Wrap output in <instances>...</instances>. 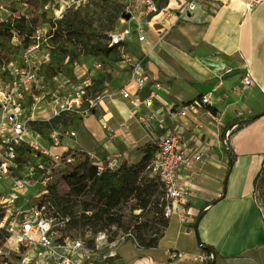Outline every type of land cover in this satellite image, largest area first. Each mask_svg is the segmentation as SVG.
<instances>
[{
  "label": "crops",
  "instance_id": "1",
  "mask_svg": "<svg viewBox=\"0 0 264 264\" xmlns=\"http://www.w3.org/2000/svg\"><path fill=\"white\" fill-rule=\"evenodd\" d=\"M182 23L165 39L164 46L185 67L183 77L145 63L158 43L145 54L147 75L152 73V83L159 81L161 88L153 105L138 110L143 124L129 118L131 108L125 102L111 99V114L114 104L122 114L118 128L128 122L124 126L128 132L122 131L124 137L116 138V130L104 135L100 127L99 131L88 128L92 148L73 147L97 158L116 154L120 163H135L140 152L130 147L129 140L141 131L129 125L144 126L146 117L151 130L158 134L148 136L149 140L172 132L180 135L184 145L207 148L209 157L202 165L180 172V181L190 188L189 202L184 206L183 223L173 213L180 226L185 225L171 240L173 248L160 247L161 255L138 256L129 264H205L189 260V254L177 245V237L192 234V227L200 243L208 248H201L198 242V253L206 250L214 255L206 264H264V214L253 200L252 184L264 157V0H201ZM176 38L183 43L180 49L174 42ZM246 73L252 77L249 85L242 82ZM171 79L191 83L196 97L176 96ZM202 96L207 103L200 102ZM182 105L187 106L185 115L178 113ZM159 118L164 120L162 127ZM98 120L100 125L106 123L101 117ZM231 125L235 128L224 142V131ZM166 249L179 251L182 256L172 260Z\"/></svg>",
  "mask_w": 264,
  "mask_h": 264
},
{
  "label": "built area",
  "instance_id": "2",
  "mask_svg": "<svg viewBox=\"0 0 264 264\" xmlns=\"http://www.w3.org/2000/svg\"><path fill=\"white\" fill-rule=\"evenodd\" d=\"M201 0H185L177 3V17H185L195 9ZM137 14L122 13V24L110 33L109 45H121L126 42L130 33H135L138 41L145 39L146 29L152 28L151 19L160 12L154 0H140ZM129 14L125 17L124 14ZM155 13L150 19L148 15ZM133 21V26L129 22ZM38 38V35L36 36ZM162 40L157 36L152 48ZM38 44H33L25 49L29 53L38 49ZM48 55L44 56V60ZM99 61H96L99 65ZM7 67L14 72L15 64L11 60ZM35 67L24 68L11 84H1L3 88L12 86L15 96L10 97L7 92L0 89V228L5 231L4 243L8 250L23 249L37 253L41 264H105L118 256V248L126 241L137 246L136 239L130 230L116 231L114 225L92 233L88 230L83 235L75 236L68 232V215H60L56 205L50 198L49 188L55 186L56 177L68 171L76 162L75 155H68L70 147L64 141L76 136L72 127L59 125L42 133L31 130L28 121L33 120V113L24 112L27 100L22 95L21 86L31 84L32 91H38L43 86L42 79L37 74ZM55 77L54 79H56ZM148 75L142 57L129 66V82L118 90L122 99L131 104L129 118L142 123L143 117L138 115L141 105L150 106L157 99V91L161 88L160 82L151 83L150 90L142 97L148 82ZM243 85L252 83V77L246 73L242 77ZM34 100L37 96L32 95ZM112 99V95L108 96ZM98 99H101L99 97ZM105 99V96L102 97ZM74 100V99H73ZM72 102V101H71ZM201 103H207V98L202 96ZM91 106L93 101L89 100ZM74 107L81 114H86L88 109H81V102L75 98ZM189 105V104H188ZM34 109L36 102L29 103ZM72 106V105H70ZM76 106V107H75ZM70 107L60 105V111ZM187 106L182 105L178 113L185 115ZM121 124L120 126H123ZM103 129H111L104 122ZM235 125L224 131V142L228 139ZM153 147L148 168L159 181L163 190L164 215L170 217L176 213L179 222L185 221L184 206L189 202V185L180 181V172L193 166L202 165L209 153L202 146L184 145L180 135L169 132L159 138L149 140ZM90 162L94 167L95 175L100 176L105 172L115 171L121 164L118 155L112 154L104 158H97L88 153ZM129 164H134L130 162ZM13 242V243H12ZM13 244L10 245V244ZM34 253V255H36ZM166 254L172 260L182 256L181 252L166 249ZM214 257L213 253L201 251L190 255L188 259L194 263H208ZM1 264H11L4 260Z\"/></svg>",
  "mask_w": 264,
  "mask_h": 264
},
{
  "label": "rangeland",
  "instance_id": "3",
  "mask_svg": "<svg viewBox=\"0 0 264 264\" xmlns=\"http://www.w3.org/2000/svg\"><path fill=\"white\" fill-rule=\"evenodd\" d=\"M170 1L172 5L170 6L171 8H169ZM139 2L140 0H96L92 2H88L87 0H52L43 7L46 18L36 31V35L42 37L50 27V21L63 17L65 19H71L78 28L84 30L87 33L88 41L90 44L95 45L97 43H109V39L107 38L108 35L122 24V13H125L127 11L128 13L137 14L138 9L135 8V5H139ZM178 2L181 3V0H166L165 3L164 0H158V4L161 6L160 12L162 11V13L160 14L159 12L158 14H160V16L156 17L154 22H152L151 30L147 29L145 31V40L138 41L136 34L130 33L127 36L126 42L117 46V50L122 58L121 61L109 63L100 55V62L99 65H97L96 61L99 60L93 57V54L95 53H92L88 48L82 47L81 54H86L87 57L83 61H80L77 57L76 77L73 80L58 76L56 79H54V83L52 86L43 84V86H41V89H39L37 92L31 90L30 83L22 85L21 92L27 100L24 112L28 111L27 113L29 114L30 110V113H33L32 117L34 120H44L57 114L59 112L60 105L65 108L67 106L70 107L68 108V110L72 111L73 113L69 116L68 119H66L65 125L75 129L76 136L72 139L64 141V143L68 146H77L82 149H91L93 143L91 137L88 136V128L98 129L99 131L100 127L103 134L107 135L108 131L101 127L98 120L99 117L105 120L111 130H116V138H118L120 135H122V131L127 130L124 126H127L128 122L127 124L121 126V128H118V125L121 122H119V119L122 117V114L118 111V107L116 106V104H114L111 114L112 100L108 96L112 95L113 100L125 102L128 105V108L132 107L127 100L121 98L118 90L122 88L124 84L129 82V66L141 57L142 59L145 58V54L154 44L158 35L162 36V40L146 56L145 63L149 62L156 68H160L164 70V72H167L168 74L173 76L183 77L185 75V72L182 70L183 68H185L183 67V64L178 61L176 57L171 55V53H169L164 46L165 39L169 38V35L175 34L174 32L178 30L177 27L183 24L182 22L186 17H177L176 12L178 11V9L176 5ZM24 8L25 6L22 3L15 2V0H0V20L5 19L13 11V9H15V11H13L14 14L17 15L19 12H24ZM158 14H156L155 16H157ZM86 22L91 23L94 29L102 31L106 34V36L89 33L86 27ZM128 24L129 26H133L134 22L130 21ZM189 32V34H192L190 30ZM170 38L173 41V37L170 36ZM15 41L17 40L15 39ZM174 42L177 44L179 49L183 45L181 40L178 38H176ZM184 49L187 50L188 48L185 47ZM46 53L47 49L43 47L42 44L38 46V49H35L29 53H26L25 49H22L20 54L12 59L15 64L13 73L18 74L21 69L33 66L35 67V69H37L40 62L44 60V56L46 55ZM151 75L152 73L148 72L149 83L146 84L147 86L142 93V97H144L150 90V86L152 83ZM100 77L104 78L103 90L99 93H97L96 90L86 95L85 86L91 84L95 79H98ZM170 83L173 84L175 88L176 96L184 95L185 98L190 99L196 97L195 89L192 87V84L188 83L184 79H180L179 81L171 79ZM0 89H3L5 92H7L10 97L15 96V90L12 86H9L7 88H3L0 86ZM32 95L37 96L38 100H34ZM103 96H105V99H102ZM99 97H101V99H98ZM75 98H78L79 102L81 103L84 101L87 102V105L84 106V108L88 109L86 114H81L79 111H76V109H72V107L76 105L72 104L74 103ZM89 100L93 101V106H91ZM34 102H36V106L34 109H31L29 103H31L32 106V103ZM142 107L148 108L144 105H141L139 109ZM164 110L166 111L167 107L164 108ZM85 116L87 117L84 118ZM163 122L164 120L162 118L158 119V124L160 127L163 126ZM147 123L148 122L146 120V117L144 126L130 123V129L136 126L141 131V133L138 134L135 139L129 140V142L131 143V148H138L146 141H149L150 136L152 137L158 135L153 130H151L150 124ZM148 128L150 129L148 130ZM113 132H111V134ZM127 132L128 131H126L125 133ZM122 136L124 137V135ZM139 152L140 156L136 161V167H138L139 170L136 183H138V180L142 178L156 179L155 176L151 174L148 168L150 156L146 157L144 155L146 154V150L144 149H139ZM56 180L55 191L57 195H65L68 190L66 184L59 176L56 177ZM91 197L92 193L90 192L85 196L75 198V205L73 207L74 213H80L83 208V203L91 202ZM253 200L260 207L264 214V186L254 189ZM133 203L134 198L132 197V195H128L124 200L121 201V203L117 207V213L122 216V222L124 226L129 220L130 214H139V220H144L146 217L151 216V213L140 212V209L131 210V206L133 205ZM195 218L197 217L195 216ZM184 226L185 225L180 226L176 214L170 215L169 224L167 226L165 236L159 242V244L157 242V249L155 248V250H151L150 252H148L149 255H151L152 257L161 255V248H169V246L170 248H173L171 246L173 245L171 240L175 238L178 228L182 230L184 229ZM191 229L192 234L188 235L182 233L179 237H177V245L182 250V252L194 255L199 252V245L198 237L196 235L194 227H192ZM123 230L124 229L121 227H116V231L118 232ZM84 233L85 231L83 232V234ZM72 234L75 236L81 235L77 230H73ZM12 243L10 245L13 246ZM0 253L3 254L5 259L10 261L11 264H41L40 257L37 256V253H35V251L28 252L20 248L12 249V251H10L8 250L4 242L0 245ZM34 253L36 255H34ZM140 254V249L133 246L130 241H126L118 248V258L116 262L129 264Z\"/></svg>",
  "mask_w": 264,
  "mask_h": 264
},
{
  "label": "trees",
  "instance_id": "4",
  "mask_svg": "<svg viewBox=\"0 0 264 264\" xmlns=\"http://www.w3.org/2000/svg\"><path fill=\"white\" fill-rule=\"evenodd\" d=\"M49 1L52 0H15L25 6L24 12L15 15L13 12L15 9H13L5 19L0 20V85L11 84L16 77L7 64L18 56L22 49L36 43L42 44L47 49L48 55V59L42 61L36 71L42 83L50 86L53 85L55 77L62 76L70 80L76 77L77 57L81 54L82 47L101 55L109 63L122 60L117 50L118 45L90 44L87 33L68 18L62 17L50 21V27L45 34L37 38L36 31L46 18L43 7ZM154 1L160 10L158 0ZM154 14L148 15V19ZM86 27L91 34L106 36L102 31L94 29L89 22H86ZM109 37L110 34L107 38ZM103 81L104 78L100 77L86 85L85 94L88 95L96 90L97 93L101 92ZM85 105L87 102H82L81 109ZM212 111L215 110L212 108ZM72 113L70 110L60 111L48 119H33L27 124L31 130L42 133L50 128L65 125L66 119ZM137 149L146 150L144 154L146 157H151L154 151L149 142H145ZM68 155H75L77 162L62 175V180L68 188L67 192L60 196L57 195L54 185L49 188L50 198L56 205L58 213L69 217L66 227L68 232L72 234L73 230H77L82 235L86 230L96 233L109 229L112 225L121 227L124 229L123 232L130 230L136 239V247L141 250L139 257L149 256L148 252L157 247V242L168 226V217L164 215L163 190L159 181L154 178H142L136 183L139 171L136 167L137 162L128 165L121 164L115 171L96 176L86 151L72 148L69 149ZM252 184L253 189L264 186V157ZM90 192L92 193L91 202H84L80 213H74L75 198L85 196ZM128 195L134 198L131 210L140 209V212L151 213V216L139 220V214H130L124 226L122 216L117 213V207ZM4 240L5 231L0 228V245ZM198 242L201 248L208 249L200 241ZM117 258L118 256L105 264H124L116 262ZM4 260V255L0 253V264Z\"/></svg>",
  "mask_w": 264,
  "mask_h": 264
},
{
  "label": "bare ground",
  "instance_id": "5",
  "mask_svg": "<svg viewBox=\"0 0 264 264\" xmlns=\"http://www.w3.org/2000/svg\"><path fill=\"white\" fill-rule=\"evenodd\" d=\"M86 57H87L86 54H79L78 55V58H79L80 61H83L84 59H86ZM93 57L99 59L100 55L95 53V54H93Z\"/></svg>",
  "mask_w": 264,
  "mask_h": 264
},
{
  "label": "water",
  "instance_id": "6",
  "mask_svg": "<svg viewBox=\"0 0 264 264\" xmlns=\"http://www.w3.org/2000/svg\"><path fill=\"white\" fill-rule=\"evenodd\" d=\"M124 16H125V17H128V16H129V14H128V13H127V14H124ZM198 241H199V239H198Z\"/></svg>",
  "mask_w": 264,
  "mask_h": 264
}]
</instances>
